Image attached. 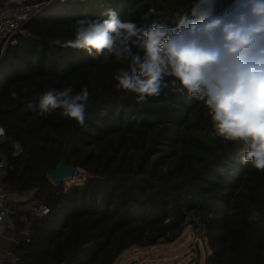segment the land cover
<instances>
[{
	"label": "trees",
	"instance_id": "obj_1",
	"mask_svg": "<svg viewBox=\"0 0 264 264\" xmlns=\"http://www.w3.org/2000/svg\"><path fill=\"white\" fill-rule=\"evenodd\" d=\"M191 4L54 0L29 25L34 37L21 38L0 61V124L25 151L14 159L4 147L16 166L4 182L50 208L34 220L31 242L16 248L21 264H114L131 247L175 241L190 216L206 230L207 264H264V171L241 160L239 142L212 135L204 103L176 92L172 77L160 95L138 102L116 87V70L126 65L62 46L75 38L76 21L107 19L109 9L138 26H174ZM85 86L83 125L60 109L40 114L45 92ZM62 159L89 174L82 185L50 179ZM254 210L259 218L250 222Z\"/></svg>",
	"mask_w": 264,
	"mask_h": 264
},
{
	"label": "clouds",
	"instance_id": "obj_2",
	"mask_svg": "<svg viewBox=\"0 0 264 264\" xmlns=\"http://www.w3.org/2000/svg\"><path fill=\"white\" fill-rule=\"evenodd\" d=\"M107 16L76 21L75 38L62 46L126 65L116 70V87L138 102L160 95L165 77L174 78L176 92L208 108L212 135L239 142L241 160L264 171V0H192L174 26H138L111 9ZM89 95L86 86L78 93L49 90L40 98V114L60 109L83 125ZM258 218L255 210L248 216Z\"/></svg>",
	"mask_w": 264,
	"mask_h": 264
},
{
	"label": "built area",
	"instance_id": "obj_3",
	"mask_svg": "<svg viewBox=\"0 0 264 264\" xmlns=\"http://www.w3.org/2000/svg\"><path fill=\"white\" fill-rule=\"evenodd\" d=\"M17 0H0V4ZM53 0L37 3H24L0 9V61L7 55L10 47L16 46L21 38H33L29 25ZM0 237L7 240V247L0 253V264H21L17 247L22 243H30L34 220L46 217L50 208L44 202L24 198L25 192H15L17 210L12 209L14 191L4 182L6 175L15 170V163L9 161L4 154V147L9 145L12 157L21 158L25 151L20 142L7 136L4 126L0 124ZM21 200H23L21 202ZM18 214L17 222H13L10 213ZM199 223V218L193 217ZM18 222L20 225L18 226ZM201 225V224H200Z\"/></svg>",
	"mask_w": 264,
	"mask_h": 264
},
{
	"label": "rangeland",
	"instance_id": "obj_4",
	"mask_svg": "<svg viewBox=\"0 0 264 264\" xmlns=\"http://www.w3.org/2000/svg\"><path fill=\"white\" fill-rule=\"evenodd\" d=\"M3 82L4 80L0 77V85ZM105 141V139L95 140L90 148L102 147ZM88 176V173L79 169V175L75 179H67L63 185L65 188L82 185ZM15 194L14 192L11 206L12 209L17 210ZM32 195L31 192L26 193L24 198L30 201L35 200L33 192ZM205 234V228L195 222L193 216H190L187 218V223L180 236L175 241L171 243L161 241L151 247H131L122 252L114 264H207L210 248L208 241L204 239Z\"/></svg>",
	"mask_w": 264,
	"mask_h": 264
},
{
	"label": "water",
	"instance_id": "obj_5",
	"mask_svg": "<svg viewBox=\"0 0 264 264\" xmlns=\"http://www.w3.org/2000/svg\"><path fill=\"white\" fill-rule=\"evenodd\" d=\"M43 1H51V0H17V1L8 2L5 4H0V9L8 8L10 6H15V5L24 4V3H37V2H43ZM27 163L28 162H26L24 168L26 167ZM48 175L50 179L55 184L58 185V184L64 183L67 179H75L79 175V170L78 168L69 165L65 159H62L54 169L49 170ZM10 218L13 222H17L18 214L15 212H12L10 213Z\"/></svg>",
	"mask_w": 264,
	"mask_h": 264
},
{
	"label": "crops",
	"instance_id": "obj_6",
	"mask_svg": "<svg viewBox=\"0 0 264 264\" xmlns=\"http://www.w3.org/2000/svg\"><path fill=\"white\" fill-rule=\"evenodd\" d=\"M33 194H34V192H33ZM31 196H33L32 192H31ZM22 201L23 200H21V202ZM7 245H8L7 240L5 238L0 237V253H2L4 251V249L7 247Z\"/></svg>",
	"mask_w": 264,
	"mask_h": 264
}]
</instances>
